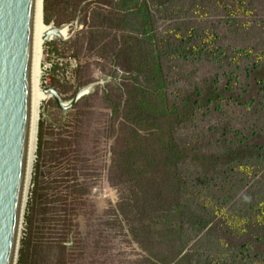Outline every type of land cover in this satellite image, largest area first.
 <instances>
[{
  "label": "rangeland",
  "instance_id": "1",
  "mask_svg": "<svg viewBox=\"0 0 264 264\" xmlns=\"http://www.w3.org/2000/svg\"><path fill=\"white\" fill-rule=\"evenodd\" d=\"M253 1L258 13L244 19L241 33H235L222 14L214 10L210 20L203 22L202 29L214 28L221 38V46L236 52L250 51L255 58L243 63L245 68L233 67L231 71L212 60H185L183 67L177 70L186 75L193 71L195 74L190 81L176 84L173 91L183 92L214 73H223L221 83L231 74L232 85L244 92L249 67L264 64V0ZM56 2L50 0L53 7L48 12L50 24L73 25L66 33V40L70 41L43 46V88L54 87L64 100L71 101L81 88L98 84L81 99H84L81 108L72 114L81 100L66 112L51 99L44 112L43 102L18 264H65L66 247L74 244L73 223L79 225L85 239V257L76 264H142L148 252L128 231V225H133L136 216L133 210L130 209L132 214L129 212L128 205L122 206V198H130L129 191L120 180L121 170L114 154L118 140L109 138L111 109L107 99L126 97L128 87L125 81L113 79L116 64L108 44L97 34L92 49L90 39L84 38L87 29L80 14L78 26L77 20L58 26ZM159 27L164 30L168 24L161 23ZM79 36L84 38L86 47L79 61L87 67L85 79L89 83L68 82L60 69L45 75L44 58L51 55L54 59H74L69 44ZM262 95L254 108L225 102L219 110L205 116L198 114L192 125L178 128L176 135L197 143L201 152L223 154L257 134H264V87ZM116 127L119 135L121 125ZM179 168L185 182V199L194 213L213 221L219 230L233 238L258 236L256 227L264 229V156L254 155L233 164L219 163L210 169L197 160L188 159ZM85 189L87 193H83ZM183 231L191 264H264V253H257L247 241L242 245H229L224 234H213L189 223L184 224ZM98 243L102 244L97 253L99 260L94 254ZM106 252L105 258L110 257V260H101V253Z\"/></svg>",
  "mask_w": 264,
  "mask_h": 264
},
{
  "label": "trees",
  "instance_id": "2",
  "mask_svg": "<svg viewBox=\"0 0 264 264\" xmlns=\"http://www.w3.org/2000/svg\"><path fill=\"white\" fill-rule=\"evenodd\" d=\"M55 5L58 26L77 20L80 14L87 29L84 38L90 39L91 48L97 34L108 44L116 64L113 79L125 81L128 87L126 97L107 99L111 109L109 138L118 140L114 154L121 170L120 180L129 191L130 198H122V206L128 205L129 212L132 214L133 210L136 216L128 231L148 252L142 264H191L183 231L186 223L202 226L213 234H224L229 245L247 241L262 255L261 227H256L258 236L233 238L213 221L194 213L185 199V182L179 167L188 159L210 169L219 163L233 164L254 155L264 156V134H257L223 154H207L197 149V143L178 138L176 133L178 128L192 125L196 115L219 110L225 102L256 107L263 96L264 64L249 67L244 92L232 85L231 74L221 83L223 73H214L183 92L173 91L176 84L190 81L195 74L177 70L185 60H212L229 70L245 68L242 64L255 58L250 51L236 52L221 46L215 29L204 31L202 24L210 20L214 10L222 14L235 33H241L244 19L257 15V4L253 0H57ZM51 9L50 0H44V21L48 26ZM161 23L168 27L161 30ZM84 38L79 36L69 44L78 61L85 53ZM85 68L79 61L74 71L80 85L89 83ZM59 69L64 75L66 67L56 64L53 71ZM83 101L70 114L80 109ZM73 211L77 213V209ZM71 232L74 244L66 247L65 264H76L85 257V239L77 223H73ZM101 247L98 243L94 252L98 260ZM106 256L107 252L101 253L100 259L110 260Z\"/></svg>",
  "mask_w": 264,
  "mask_h": 264
},
{
  "label": "water",
  "instance_id": "3",
  "mask_svg": "<svg viewBox=\"0 0 264 264\" xmlns=\"http://www.w3.org/2000/svg\"><path fill=\"white\" fill-rule=\"evenodd\" d=\"M37 5L38 0H0V264H18L28 209ZM79 22L80 18L75 24ZM72 25L50 24L46 43L70 41L62 33ZM97 84L81 88L71 101L64 100L56 88L46 87L44 112L48 97L66 112Z\"/></svg>",
  "mask_w": 264,
  "mask_h": 264
},
{
  "label": "bare ground",
  "instance_id": "4",
  "mask_svg": "<svg viewBox=\"0 0 264 264\" xmlns=\"http://www.w3.org/2000/svg\"><path fill=\"white\" fill-rule=\"evenodd\" d=\"M44 5H42V0H38V5L35 15V34H34V58H33V69H32V117H31V131H30V146H29V184L30 176L36 160V152L38 146V133H39V120L41 117L42 105L45 100L44 98V88L42 86V52L45 56V50L43 46L45 45V36L48 34L52 28L45 24L44 15ZM65 30L62 34L66 38ZM48 101L52 97L47 98Z\"/></svg>",
  "mask_w": 264,
  "mask_h": 264
},
{
  "label": "built area",
  "instance_id": "5",
  "mask_svg": "<svg viewBox=\"0 0 264 264\" xmlns=\"http://www.w3.org/2000/svg\"><path fill=\"white\" fill-rule=\"evenodd\" d=\"M56 64H59L62 67H66V72L63 76L65 77V79H67L68 82H76V76L74 74V71L79 66V61L77 59H54L53 56L48 55L47 58H44L43 60L45 75L51 73L54 70ZM50 81L48 80V82Z\"/></svg>",
  "mask_w": 264,
  "mask_h": 264
}]
</instances>
